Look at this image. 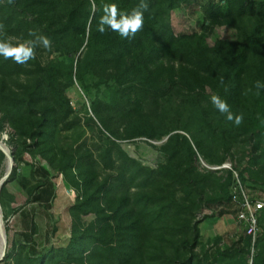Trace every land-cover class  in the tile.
Here are the masks:
<instances>
[{"label":"trees","instance_id":"trees-1","mask_svg":"<svg viewBox=\"0 0 264 264\" xmlns=\"http://www.w3.org/2000/svg\"><path fill=\"white\" fill-rule=\"evenodd\" d=\"M141 3L148 10L134 35L124 39L107 26L104 33L97 30L106 4L130 12ZM184 5L201 7V0H0V41L36 42L34 57L23 64L0 56V134L11 124L27 150L47 144L44 150L50 151L55 130L74 114L66 91L79 85L100 133L108 135L97 156L87 151L69 165L79 171L82 181L76 186L83 194L71 209L77 220L90 214L95 220L78 225L66 247L40 255L27 245L20 248L24 256L16 255L7 245L3 264L21 259L25 264H131L148 238L165 234L182 237L181 248L187 252L173 264H217L226 258L246 264L252 248L246 234L224 251L217 240L215 252L195 253L202 246L197 214L203 208L221 217L237 214L235 195L242 199L239 189L233 193V171L218 177L200 172L195 162L202 155L210 164L222 165L242 143L250 152L239 180L251 182L250 188L264 185V87L256 88L257 81L264 84V0H208L202 7L203 28L237 32L235 41L220 39L214 46L204 33L175 34L171 14ZM42 37L50 41L46 50L63 59L46 66L39 62ZM21 76L25 83L7 92L8 81ZM213 96L226 100L242 122L227 120L211 103ZM32 116L36 125L29 127L26 118ZM79 121L76 117L72 124ZM166 137L160 148L165 162L157 169L131 158L119 144ZM0 155L3 161L6 156ZM105 171L111 175L100 179ZM14 178L15 172L7 182ZM39 188L34 200L51 204L53 190L46 184ZM259 226L253 264H264V210Z\"/></svg>","mask_w":264,"mask_h":264},{"label":"rangeland","instance_id":"rangeland-1","mask_svg":"<svg viewBox=\"0 0 264 264\" xmlns=\"http://www.w3.org/2000/svg\"><path fill=\"white\" fill-rule=\"evenodd\" d=\"M207 2L208 0H201V7L187 8L184 5L173 11L170 24L175 34L204 33L210 46H214L220 39L235 41L237 32L231 28H203L205 18L202 7ZM58 59L63 58L58 53L50 54L45 47L38 52V60L43 66ZM18 82L25 83V77L21 76L20 79L15 77L9 80L7 92L10 91L9 89L16 91ZM101 93H106V87H102ZM66 94L74 114L55 130V137L51 142L53 146L48 147L50 151L44 150L47 148V144L40 148L42 150H39V148L27 150L24 146V139L18 137L15 127L11 124H6L5 130L0 134V153L6 156L2 161L0 155V181L6 175L5 165L7 162H12L13 165L10 176L15 172V178L7 182L9 176L5 182L6 190L1 207L3 216L7 217L5 229L6 224L9 226L8 248L10 250L16 249V255L17 253L25 255V252L23 253L20 249L24 245H27L29 251L34 255L43 254L54 248L66 247L78 225L86 226L96 218L94 214H90L81 216L77 220L75 213L72 211L71 208L83 199L82 190H79L76 186V183L82 181V178L79 177L78 169H71L69 165L76 162L81 157L80 154L87 151L97 156L100 153L99 151L106 146L108 135L100 133L101 126L90 113L91 103L79 85L68 89ZM94 95H97L96 91ZM76 117L80 118V121L72 124ZM32 118L33 120L29 117L26 118L29 120L26 122L29 127L36 125L35 117L32 116ZM91 118L94 119L96 124L89 121ZM182 134L188 136L185 133ZM167 139L168 137L161 141H148L146 138H139L133 141H121L119 144L131 158L138 160L146 167L157 169L165 162L160 148L167 142ZM33 141L27 139L28 145H33ZM13 146L15 152H13ZM81 147L83 149L79 152ZM249 152V148L239 143L227 155L224 164H210L202 155H198L195 165L200 172H212L218 177H226L227 171H233V173H236L235 175H238V172L248 164ZM16 157L20 161L18 164L15 160ZM210 167L211 169L212 167H221V169L212 171ZM109 175L111 174L108 171L102 172L100 179ZM235 183V186H238L237 178ZM45 184L54 192V198L49 205L45 201L36 202L34 200V194H39V187ZM240 184L247 196L253 200H264V185L250 188L251 182L248 185H243L240 181ZM238 189L240 190V188ZM235 208H238V204ZM220 209L222 207H218L217 211H220ZM232 209L234 210V208ZM196 222L198 223L202 243V246L195 249L197 254L204 255L206 252H215L217 240H220L218 244L221 251H224L231 248L240 239L245 238L244 226L238 222L237 214L234 213L221 217L218 212L215 213L212 210L203 208L197 214ZM161 235L163 234L161 233ZM188 237L190 236L188 235ZM181 243H183L182 237H173L166 234L158 239L148 238L141 246L142 249L133 254L131 264H173V262L179 260L183 261L187 252L181 248ZM2 247L3 244L1 243L0 253L3 250ZM22 260L20 263L12 260L11 264H25ZM245 260L246 264H250V255L245 256ZM0 264L3 263L0 262ZM86 264L113 263L88 261ZM217 264L234 263L226 258Z\"/></svg>","mask_w":264,"mask_h":264},{"label":"clouds","instance_id":"clouds-1","mask_svg":"<svg viewBox=\"0 0 264 264\" xmlns=\"http://www.w3.org/2000/svg\"><path fill=\"white\" fill-rule=\"evenodd\" d=\"M147 5L141 3L133 8L130 12L118 11L116 4H106L104 7V15L99 20L97 30L100 33L106 31V27L117 32L121 38L127 39L142 29L144 23V13L147 11ZM40 43L47 48L50 41L47 38H40ZM35 41H25L23 43L13 45L10 40L0 41V56L4 58H12L16 63H25L34 57ZM264 87V84L257 81L256 88L259 90ZM211 103L222 114H226V119L235 122L239 125L242 120V115L234 116L230 110V106L226 100L219 96H213Z\"/></svg>","mask_w":264,"mask_h":264},{"label":"built area","instance_id":"built-area-1","mask_svg":"<svg viewBox=\"0 0 264 264\" xmlns=\"http://www.w3.org/2000/svg\"><path fill=\"white\" fill-rule=\"evenodd\" d=\"M217 169L220 170L221 167H212V169L210 167V170L212 171H217ZM235 174L236 173H234V177L235 180L237 178L239 187H234L233 193L238 194V188H240L242 194V199L238 200V197H236L237 195H235L234 198L236 203H238L237 219L240 224H243L245 234L252 238L250 264H253L256 253L255 244L261 233L259 226V213L264 210V200H253L251 197L247 196L240 184L238 175Z\"/></svg>","mask_w":264,"mask_h":264},{"label":"water","instance_id":"water-1","mask_svg":"<svg viewBox=\"0 0 264 264\" xmlns=\"http://www.w3.org/2000/svg\"><path fill=\"white\" fill-rule=\"evenodd\" d=\"M168 140V139H167ZM1 148V145H0ZM9 154V153H7ZM12 162H11V170H12ZM11 170L3 177V179L0 181V192L3 188V186L5 185V182L8 180L10 174H11ZM2 241H4V247H3V251L0 254V262L3 261L6 252H7V245H8V241H7V232L5 229V221H4V216H3V211H2V207H1V203H0V246Z\"/></svg>","mask_w":264,"mask_h":264},{"label":"bare ground","instance_id":"bare-ground-1","mask_svg":"<svg viewBox=\"0 0 264 264\" xmlns=\"http://www.w3.org/2000/svg\"><path fill=\"white\" fill-rule=\"evenodd\" d=\"M11 170V163L9 162H7L6 163V165H5V173L7 174L9 171ZM2 244H3V247H4V241H2ZM1 247V246H0ZM3 247H2V249H3ZM1 249V248H0ZM3 251V250H2ZM2 253V252H1ZM0 253V254H1Z\"/></svg>","mask_w":264,"mask_h":264}]
</instances>
